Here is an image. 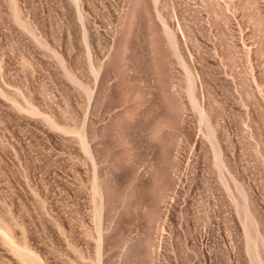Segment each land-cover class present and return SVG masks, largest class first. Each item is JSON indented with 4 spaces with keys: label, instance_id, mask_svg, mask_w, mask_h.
Here are the masks:
<instances>
[{
    "label": "rangeland",
    "instance_id": "rangeland-1",
    "mask_svg": "<svg viewBox=\"0 0 264 264\" xmlns=\"http://www.w3.org/2000/svg\"><path fill=\"white\" fill-rule=\"evenodd\" d=\"M0 264H264V0H0Z\"/></svg>",
    "mask_w": 264,
    "mask_h": 264
}]
</instances>
